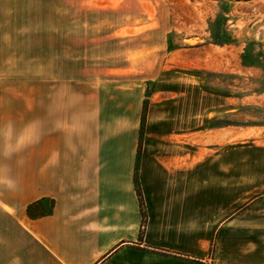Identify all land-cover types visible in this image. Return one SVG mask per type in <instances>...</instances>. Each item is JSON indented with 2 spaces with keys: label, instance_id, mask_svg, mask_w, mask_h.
Segmentation results:
<instances>
[{
  "label": "crops",
  "instance_id": "crops-1",
  "mask_svg": "<svg viewBox=\"0 0 264 264\" xmlns=\"http://www.w3.org/2000/svg\"><path fill=\"white\" fill-rule=\"evenodd\" d=\"M173 69L123 91L3 104L0 264H236L240 235L261 232L244 222L262 217L264 146L244 131L232 142L231 125L214 124L222 105ZM146 81L163 96L146 102ZM36 201L53 205L29 218Z\"/></svg>",
  "mask_w": 264,
  "mask_h": 264
},
{
  "label": "rangeland",
  "instance_id": "rangeland-1",
  "mask_svg": "<svg viewBox=\"0 0 264 264\" xmlns=\"http://www.w3.org/2000/svg\"><path fill=\"white\" fill-rule=\"evenodd\" d=\"M159 66L222 105L214 124H230L232 142L244 131L245 145L264 146V0H0V117L11 100L127 90L160 79ZM144 84L146 102L163 96ZM261 210L244 222L261 232L229 252L236 264H264Z\"/></svg>",
  "mask_w": 264,
  "mask_h": 264
},
{
  "label": "trees",
  "instance_id": "trees-1",
  "mask_svg": "<svg viewBox=\"0 0 264 264\" xmlns=\"http://www.w3.org/2000/svg\"><path fill=\"white\" fill-rule=\"evenodd\" d=\"M144 108H142V116L145 113V109ZM136 193H137L138 202H139V206H140V210H141V214H142L141 215V226H142L143 225V222H144V219H145V215H144V208H143L142 197H141V193H140L138 187H136ZM52 205H53V202L50 201L49 208L46 211L45 210V206H43L41 204V201L33 202V203L29 204L26 207V214H27V216L29 218H38V217L44 216L45 214H47L51 210ZM140 237H141V233L139 234V238ZM214 238H215V236L212 237V241H211L210 248H209V252L211 254H212L213 249H214V242H215V239Z\"/></svg>",
  "mask_w": 264,
  "mask_h": 264
}]
</instances>
